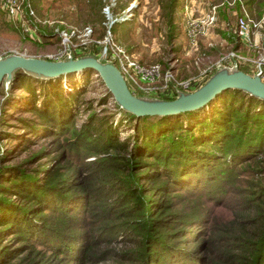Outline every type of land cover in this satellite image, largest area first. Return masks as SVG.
<instances>
[{
  "label": "trees",
  "instance_id": "trees-1",
  "mask_svg": "<svg viewBox=\"0 0 264 264\" xmlns=\"http://www.w3.org/2000/svg\"><path fill=\"white\" fill-rule=\"evenodd\" d=\"M175 7L163 8L168 38ZM19 71L20 95L34 94L33 82L47 87L21 129L50 140L13 164L12 151L0 153V264H264V99L230 88L195 110L136 117L113 104L136 120L121 141L120 122L77 110L83 87L65 100L51 86L60 76ZM76 114H85L77 128ZM229 200L212 238L210 213L191 205ZM206 242L214 252L204 260Z\"/></svg>",
  "mask_w": 264,
  "mask_h": 264
},
{
  "label": "rangeland",
  "instance_id": "rangeland-1",
  "mask_svg": "<svg viewBox=\"0 0 264 264\" xmlns=\"http://www.w3.org/2000/svg\"><path fill=\"white\" fill-rule=\"evenodd\" d=\"M30 2L36 17L40 20V22H34L38 39L30 40L29 37L23 35L19 28L0 11V57L8 54H19L45 58L44 55L55 53L59 48V40L55 36L54 30L58 26H63L59 22L76 27L90 25L96 36L102 35L104 31L102 24L104 17L100 13V4L91 6L92 0H30ZM134 2L135 8L132 19L112 26L111 33L114 39L129 50L128 52L133 54L141 63L156 62L163 69L172 68L177 79H189L192 82V88L188 92H193L199 88L215 69L220 68L215 67L216 63H219L218 60L232 50L245 58L241 59L237 65L238 70L251 76L255 74L258 68H262V65L253 62V60L260 58L261 47L264 45V0H176V7L173 10L174 29L172 38H168L165 10H163L167 7L168 0H135ZM125 3L126 0L118 1L117 9L123 8ZM210 5H217L213 26L208 28L205 34L199 36L195 46H187L182 28V7H189L191 10L190 18L198 19ZM242 9L245 12L244 15L241 13ZM239 15L245 19L251 28L252 46H244L235 41L234 31L237 28L236 23ZM41 21L45 22L42 23ZM254 24H259V26L253 27ZM37 40L39 42H36ZM81 53L94 54L96 50L93 45H90L87 51L84 50ZM225 66L229 67V65ZM19 72L28 75L22 70ZM59 76L61 80L51 83L59 96L67 100L76 88L83 87L84 89L78 96V100H81L78 103L79 109H76L82 110L89 105L91 106L89 112H94L96 116H111L112 126L121 123L117 127L118 139L121 141L130 139L128 135L133 134L136 120L122 117L119 114L113 105L115 103L112 96L100 78L98 79L93 73H88L87 77H84L79 71ZM56 77L58 76L52 77V79ZM12 81L13 78L11 77L6 85L4 82L0 83V153L5 155L6 151H12V157H6L10 158L11 164L21 161L31 153V149L38 148L43 144L48 146L50 140L49 138L42 139L41 134L31 136V133L27 132L26 129H21L22 125L19 123V118L32 117V114L27 110L32 101L37 108L39 107L43 99L42 95L47 89L46 85L33 82L34 94L24 96L20 95L24 91L18 82L14 81L11 84ZM5 92L10 94L7 101ZM175 97L176 95L173 94L171 99ZM102 98L108 100L104 105L101 103L106 101H100ZM1 107L8 109L5 114H2ZM204 112L206 110L201 111V115L205 114ZM84 118L85 114H76L74 119L76 128ZM25 138H29L26 141V147L21 141ZM83 159L90 160L91 158ZM35 161L36 159L31 161L28 166H33ZM233 203L235 202L229 200L227 201L228 205L220 209L209 207L206 203L198 205L197 209H195L196 204L191 206L195 215L200 212L199 208L202 212L210 213L208 226L209 228L215 226V229L213 232H209V235L212 234L213 238L214 234L217 235L219 232V225L227 224L231 214L230 206ZM178 209L179 207H176L174 210ZM211 248L212 246L206 242L203 247L197 250V254L206 260L208 254L214 252V249L211 250ZM98 264H111V262Z\"/></svg>",
  "mask_w": 264,
  "mask_h": 264
},
{
  "label": "built area",
  "instance_id": "built-area-1",
  "mask_svg": "<svg viewBox=\"0 0 264 264\" xmlns=\"http://www.w3.org/2000/svg\"><path fill=\"white\" fill-rule=\"evenodd\" d=\"M100 2V13L104 17L102 35L96 36L90 25L76 27L60 22V25L63 26H58L54 30V34L59 40V48L55 53L46 54L43 57L51 61L63 60L70 55L78 57L85 54L86 52H81L87 51L88 47L93 45L96 50L94 55L115 66L128 90L133 94L169 99L177 92L190 91L192 82L189 79H177L172 68L163 69L159 63H141L114 39L111 33L112 26L132 19L135 2L131 1L119 10L117 9L118 0H100ZM0 11L19 28L23 35L30 39H38L34 22H40V20L36 17L30 0H0ZM190 12L189 7H182L181 20L186 45L193 47L196 45L199 36L205 34L207 29L213 26L217 5L208 6L198 19H191ZM241 13L245 14L243 9ZM41 22L44 23L45 21ZM236 24L235 41L244 46H252L251 28L241 15H239ZM256 26L259 24H254L253 27ZM254 44L256 45V43ZM260 53V58L253 60V62L262 65V68H258L255 73H258L259 79L264 82V45L261 47ZM241 59L245 58L232 50L220 58L215 67L237 66Z\"/></svg>",
  "mask_w": 264,
  "mask_h": 264
},
{
  "label": "water",
  "instance_id": "water-1",
  "mask_svg": "<svg viewBox=\"0 0 264 264\" xmlns=\"http://www.w3.org/2000/svg\"><path fill=\"white\" fill-rule=\"evenodd\" d=\"M16 69L43 78L89 69L100 78L115 105L135 116L173 115L194 110L230 88L241 89L264 99V82L259 79L258 73L250 76L238 70L236 65L215 69L199 88L193 92H177L176 97L171 100L131 93L116 67L94 54H82L78 57L70 55L58 61L8 54L0 57V83L4 82L6 85Z\"/></svg>",
  "mask_w": 264,
  "mask_h": 264
},
{
  "label": "crops",
  "instance_id": "crops-1",
  "mask_svg": "<svg viewBox=\"0 0 264 264\" xmlns=\"http://www.w3.org/2000/svg\"><path fill=\"white\" fill-rule=\"evenodd\" d=\"M118 1H120V0H118ZM131 1L134 2L135 0H126V3H125V5H123V7L126 6L128 3H130ZM59 23H60V22H59ZM121 45H122V44H121ZM123 47H124V46H123ZM124 48H125V47H124ZM126 50H127V49H126ZM127 51H129V50H127Z\"/></svg>",
  "mask_w": 264,
  "mask_h": 264
}]
</instances>
